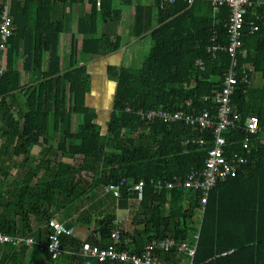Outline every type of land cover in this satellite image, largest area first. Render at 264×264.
Returning a JSON list of instances; mask_svg holds the SVG:
<instances>
[{
	"label": "trees",
	"instance_id": "obj_1",
	"mask_svg": "<svg viewBox=\"0 0 264 264\" xmlns=\"http://www.w3.org/2000/svg\"><path fill=\"white\" fill-rule=\"evenodd\" d=\"M4 1L0 0V11ZM22 1L11 0L13 26L18 27L15 8ZM87 1L91 9L77 23V31L82 35L81 61H76L73 47L68 68L63 69L55 42L57 29L47 28L45 40L37 43L38 52L30 58L31 66L39 70L41 78L25 100L27 110L17 115L6 105L8 93L19 87V73L12 69V59L18 49L14 38L16 29L13 28L8 39L4 69L0 74V120L9 119L14 125L3 128L6 132L2 137L11 131L14 152L25 158L19 164L24 168L22 173L17 177L13 175L7 184L5 181L12 176L8 165L0 164V231L14 236H32L35 242L31 246L0 245V264H24L29 248L28 264H55L65 251L70 253L74 264H110L81 255L83 242H77L72 234L60 236L64 252L57 258H52L41 246L48 240L50 218L96 185L113 186L123 178L126 184L120 188L118 201L124 207L129 199L138 197L137 191L130 188L133 183L144 181L139 206L144 228L131 233L123 231L124 237H130L126 249L139 251L150 240L163 237L192 242L193 235L198 234L194 256L197 262L264 264V143L259 141L260 137L264 138V18L255 16L264 15V5L247 8L242 45L237 53L238 83L231 99L241 113L242 122L251 114L258 117L260 131L252 137L250 162L236 176L216 183L194 225V211L200 207V191L184 186L169 189L165 182L174 178L182 180L190 172L203 168L207 150L212 146V129L164 123L159 119L147 121L138 110L161 107L195 114L202 109H212L211 103L202 99L220 89L230 66L226 51L230 9L226 4L214 9L208 0H195L191 4L176 0L164 8L159 7L158 0L137 3L129 33L136 38L147 37L149 50L137 66H109V76L116 82V88L102 131L96 121L97 111L86 103L90 80L85 62L89 55L119 50L120 6H128L134 0ZM38 3L48 10L51 0H38ZM250 22L258 29L250 31ZM213 46L218 47L214 52L209 50ZM42 52L49 54L41 70ZM254 76L260 78L261 85L252 86ZM189 100L190 104H186ZM50 113L53 132L58 137L56 146L51 142L53 138L47 136L45 126L42 129L26 124L32 120L46 121ZM20 117L25 123L19 130ZM236 129L239 131L231 130L225 135L228 142L234 143L233 150H240L236 141L244 137V132L239 126ZM42 135L46 147L38 158L33 157L37 160L34 162L28 158L29 148L38 143ZM198 137L205 139L203 144L186 141ZM2 144L1 151L11 145ZM64 157L78 159V162H68ZM157 181L161 186L156 185ZM140 216L136 215L133 221ZM115 219L113 213L96 219L93 241L87 242L106 246ZM34 223L38 224L35 234Z\"/></svg>",
	"mask_w": 264,
	"mask_h": 264
},
{
	"label": "crops",
	"instance_id": "obj_2",
	"mask_svg": "<svg viewBox=\"0 0 264 264\" xmlns=\"http://www.w3.org/2000/svg\"><path fill=\"white\" fill-rule=\"evenodd\" d=\"M65 1L66 3L63 4L60 0H51L49 9L45 10L42 6H39L38 0H24L21 2L20 6H16L15 8L16 18L19 24L18 27L14 25L13 28L16 29V31H14V38L17 40L18 49L14 53L12 59V69L18 71L19 73V87L15 89V91L8 93V95L6 96V105L7 107L9 106L11 111H14L16 115L17 113H23L27 110L28 106L26 105L25 100L30 92V89L34 86V84L38 83V80H40L41 78L39 70H36L34 66H31L30 58L33 54L38 52V49H35L37 43L40 42L42 44L45 40L47 28H53L55 30L57 29L58 39L55 42L58 44L57 46L61 55V64H63V69L66 70L68 68L70 57L69 55L73 47L74 51L76 52V61H81L82 57L80 55V49L82 35L77 31V23L78 19L81 16L90 11L91 5L87 0H84L83 2H73L69 0ZM137 3L148 4L149 0H134V2L128 6H120L122 8V17L121 24L118 28L120 35L119 50L101 55H89V57L86 58V72L90 80V87L88 91V95L90 97L89 101H87L86 98V103L88 106L95 108V110L97 111L98 117L96 121L103 128L102 131L105 130L104 128L111 111V108L109 109L108 101L106 100L109 98L111 93H113L114 96L116 88V82L110 79L109 76V66H137L149 50L150 43L147 37L136 38L131 36L129 33L131 18L134 14V7ZM142 45L143 47H145V50L143 57L138 62V60L136 59V55L139 52V48H142ZM48 54V52L41 53V55L43 56V65L42 68L40 67L41 70L44 69L45 65L47 64ZM261 83L262 82L258 76H254L251 80L252 86H258L261 85ZM262 107L264 108V92ZM101 117L103 118L102 122H100L99 120V118ZM24 123V118L20 117V120H18L17 122L19 130ZM26 124L30 126L36 125L42 129L45 126L47 128V136L53 138V141H51L48 137L49 141L53 142L54 146H56L58 137L53 132L52 113L48 115L46 121L32 120L30 121V123L26 122ZM12 125L14 124L12 122L10 124L9 119L4 122L0 120V151L2 149V143L8 145L11 144L7 149L0 152V160H22L25 158L23 154H16L14 152L13 141L10 139L11 131L7 132L8 134L6 135V137H2V133L5 134L6 132L3 131V128H11ZM74 126L75 122H73V127ZM43 137V135L39 137L38 143L32 145L29 148V159H32L33 157L38 158L39 154L44 151L46 143ZM64 159H67L68 162H70L71 160L67 157H64ZM2 163L0 161V164ZM26 168L28 169V167ZM7 169L10 176H16L19 173H22V171L24 170L23 167L14 165H9ZM156 185L161 186L158 184ZM79 200H81V202H79ZM139 206V197L129 199L128 204L125 207L120 206L118 197H115L112 191L107 190L101 185H96L88 194L79 198L66 209H63L62 211L57 213L53 218H60L58 220L67 221V227L72 230V236L77 242H85L87 240L89 241V239L93 241L92 237H94V234L92 231L97 227L95 223L96 219L102 218L107 213L115 214L117 226H119L125 232L131 233L134 230H142L144 228V221L142 219V212H139ZM119 210L124 211L123 215H118ZM200 213H202V210H200L199 207L198 220L200 219ZM138 214H140L141 216L133 221L134 217H136V215ZM37 229L38 224L34 223L32 225V231H34V234L37 233ZM30 256L31 249L29 248L24 257V264H28ZM55 264L74 263L70 258V253L65 251L60 256L59 261Z\"/></svg>",
	"mask_w": 264,
	"mask_h": 264
},
{
	"label": "built area",
	"instance_id": "obj_3",
	"mask_svg": "<svg viewBox=\"0 0 264 264\" xmlns=\"http://www.w3.org/2000/svg\"><path fill=\"white\" fill-rule=\"evenodd\" d=\"M176 0H158L159 7L174 3ZM192 3L195 0H185ZM211 6L216 9L218 6L226 4L230 9L229 19L226 23L228 43L226 51L230 57V66L224 74L220 89L216 90L211 96H206L202 100L211 103L212 109H202L198 113H190L186 110L168 111L161 107L148 110H138V114L144 120L159 119L164 123L176 122L185 126H193L201 129H212V146L208 148L204 166L199 171L190 172L184 179H172L165 182L167 188L184 186L200 191L199 203L200 210L203 211L207 202L209 192L215 187L216 183L229 177H234L239 170L250 162L252 155V137L260 131L258 117L254 114L248 115L242 122L241 113L231 103L232 95L236 90L237 78V53L242 45V30L245 23L247 8L264 5V0H208ZM99 2V0H97ZM98 4V3H97ZM257 19L264 18L262 14H255ZM258 26L250 22V31L257 30ZM13 32V19L10 13V0H5L0 11V74L3 72L8 39ZM217 46L209 48L213 52ZM215 54L213 53V57ZM196 63L201 64L200 61ZM190 104V100L186 101ZM241 122V125H239ZM239 126L244 132V137L237 140L236 144L240 150H233L234 143L228 142L226 132L236 129ZM203 137L187 139L186 141L204 143ZM260 143H264V138L260 137ZM126 184L123 178L119 184L105 187L112 191L115 197L120 194V188ZM158 185L162 183L157 181ZM144 181L142 179L133 183L131 189L137 191L141 198ZM110 231L109 242L106 246L91 245L85 241L82 243L83 256H92L100 263L109 261L110 264H203L194 260L196 252V242L198 234H194L193 241H175L171 237H164L159 240L152 239L147 242L141 250L134 251L126 249L125 246L130 242V237L123 236V230L117 226ZM50 232L48 240L41 247L51 253L52 258L59 257L64 249L60 246V236L62 234L71 235L72 230L66 226L65 220L50 218L48 221ZM32 236H14L0 231V245L12 244L19 246L24 244L31 246L34 243ZM164 255V256H162Z\"/></svg>",
	"mask_w": 264,
	"mask_h": 264
},
{
	"label": "rangeland",
	"instance_id": "obj_4",
	"mask_svg": "<svg viewBox=\"0 0 264 264\" xmlns=\"http://www.w3.org/2000/svg\"><path fill=\"white\" fill-rule=\"evenodd\" d=\"M144 50H145V47H143V45H142V48L140 49L139 48V52H138V54L136 55L137 57H136V59L138 60V62L141 60V58L143 57V54H144ZM142 61V60H141ZM140 61V62H141ZM140 64V63H139ZM138 64V65H139ZM95 80V79H94ZM93 85V84H92ZM105 95H107V94H105ZM89 95L87 94V101H89ZM107 97V96H106ZM107 99V98H106ZM105 99V100H106ZM112 100H113V93H111L110 94V96H109V98L106 100V101H108V104H109V109L111 108V105H112ZM89 104H90V102H89ZM106 104V103H105ZM102 117L101 118H99V120H100V122H102ZM31 160H33L34 162L35 161H37L36 160V158L34 159V158H32ZM20 162H21V159H15V160H10V159H5L4 161H3V165H14V166H19V164H20ZM70 162H74L75 164L78 162V159L76 160V159H74V160H70ZM34 164V163H33ZM18 176V175H17ZM16 176V177H17ZM19 177H20V175H19ZM10 179H7L5 182H6V184L9 182V180H11V179H13V176L12 177H9ZM81 200H83V199H81ZM81 200H79V202H81ZM123 213H124V211L123 210H119V213H118V215L119 216H121V215H123ZM199 210H197V209H195V223H194V225L196 224V220L198 221V218H199ZM57 219H60V218H57Z\"/></svg>",
	"mask_w": 264,
	"mask_h": 264
}]
</instances>
